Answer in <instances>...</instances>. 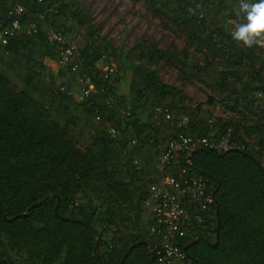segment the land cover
Segmentation results:
<instances>
[{
  "label": "trees",
  "instance_id": "trees-1",
  "mask_svg": "<svg viewBox=\"0 0 264 264\" xmlns=\"http://www.w3.org/2000/svg\"><path fill=\"white\" fill-rule=\"evenodd\" d=\"M143 1L191 47L162 48L140 37L133 47L140 63H133L103 37L84 2L0 0L5 23L39 26L32 35L0 38V264H119L133 244L123 264H150L152 252L153 264L160 263L161 236L150 232L156 216L145 201L164 175L155 144L180 135H228L237 146H198L167 170L203 173L214 198L207 220L185 224L178 244L194 264H264V47L232 39L247 23L241 3L258 0ZM18 2L24 11L15 9ZM49 31L85 42L78 72L59 64ZM159 63L174 67L183 83L203 85L214 96L208 103L238 118L192 102L162 80L153 68ZM83 71L103 91L85 97ZM156 106L172 119L156 116Z\"/></svg>",
  "mask_w": 264,
  "mask_h": 264
},
{
  "label": "built area",
  "instance_id": "built-area-1",
  "mask_svg": "<svg viewBox=\"0 0 264 264\" xmlns=\"http://www.w3.org/2000/svg\"><path fill=\"white\" fill-rule=\"evenodd\" d=\"M8 1L11 2V0ZM15 9L22 12L25 7L18 2L15 4ZM12 12L13 10H10L9 14ZM4 18L5 13H1L0 38L2 39L22 33L32 35L39 29L37 22L14 20L5 23ZM47 40L59 45V64L78 72L82 65L81 58L70 37L62 31H49ZM113 71L114 67H110L105 72V77H109ZM78 81L85 97L103 91L97 88L91 73L87 71L79 74ZM155 113L156 116L161 114L168 120L172 119L167 107L156 106ZM108 131L112 137L118 132L113 127H110ZM219 137V139L211 140L208 137L180 135L172 139L167 146L155 144L158 150L157 168L164 175L159 182L153 183L152 194L145 204L151 207L156 216V224L150 228V232L161 236L160 246L156 251L160 264H170L175 261L179 264H194L185 249L178 244L177 239L185 235V224H202L207 220V209L214 199L209 189L208 179L203 173L186 167H183L177 175L167 173V170L178 156L186 155L189 159L198 146H209L213 149H228L237 146L236 143L230 142L228 135ZM150 143H154L153 140H150Z\"/></svg>",
  "mask_w": 264,
  "mask_h": 264
},
{
  "label": "rangeland",
  "instance_id": "rangeland-1",
  "mask_svg": "<svg viewBox=\"0 0 264 264\" xmlns=\"http://www.w3.org/2000/svg\"><path fill=\"white\" fill-rule=\"evenodd\" d=\"M79 1L87 4L89 13L102 28L103 37L128 53L133 63H140L133 51V47L140 37H146L150 42L162 48L173 47L181 50L191 47L185 36L180 34L172 23L143 0ZM260 39V45L264 47V37ZM153 68L159 72L164 82L175 84L192 102L202 104L217 116L228 119L238 118L237 114L225 110L218 103H208V95L214 99L213 93L198 82L196 84L183 83L174 67L159 63L153 65ZM122 73L123 79L120 86L121 91L126 93L131 78V69L128 68L125 72L122 70ZM262 162L264 163V156Z\"/></svg>",
  "mask_w": 264,
  "mask_h": 264
},
{
  "label": "clouds",
  "instance_id": "clouds-1",
  "mask_svg": "<svg viewBox=\"0 0 264 264\" xmlns=\"http://www.w3.org/2000/svg\"><path fill=\"white\" fill-rule=\"evenodd\" d=\"M240 7L246 13L247 23L237 26L232 33V39L241 41L250 48L254 44H260V38L264 37V0L253 4L242 2Z\"/></svg>",
  "mask_w": 264,
  "mask_h": 264
},
{
  "label": "water",
  "instance_id": "water-1",
  "mask_svg": "<svg viewBox=\"0 0 264 264\" xmlns=\"http://www.w3.org/2000/svg\"><path fill=\"white\" fill-rule=\"evenodd\" d=\"M189 159H190V156H189ZM59 202H60V198L59 197H57V202H56V206H55V209L57 210L58 209V206H59ZM37 205V203H35L34 204V206H36ZM30 210V208L26 211V212H24L23 214H20V215H18V216H21V215H27V213H28V211ZM98 238V237H97ZM97 247H98V239H97V241H96V243H95V249H97ZM135 247V244H133L126 252H125V254L123 255V257L121 258V261H120V263L119 264H123V262L125 261V259H126V257L128 256V254L130 253V251L132 250V248H134ZM154 263V252H152L151 253V257H150V264H153Z\"/></svg>",
  "mask_w": 264,
  "mask_h": 264
},
{
  "label": "crops",
  "instance_id": "crops-1",
  "mask_svg": "<svg viewBox=\"0 0 264 264\" xmlns=\"http://www.w3.org/2000/svg\"><path fill=\"white\" fill-rule=\"evenodd\" d=\"M74 44H75V46L77 47L78 50H82L85 47V45H86L85 42L79 37H76L74 39ZM155 264H160V263H155Z\"/></svg>",
  "mask_w": 264,
  "mask_h": 264
}]
</instances>
